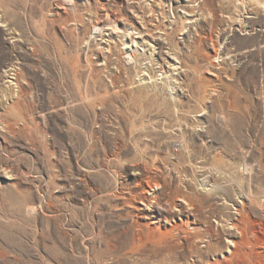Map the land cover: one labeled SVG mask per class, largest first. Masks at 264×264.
Here are the masks:
<instances>
[{"label":"rangeland","instance_id":"374dc122","mask_svg":"<svg viewBox=\"0 0 264 264\" xmlns=\"http://www.w3.org/2000/svg\"><path fill=\"white\" fill-rule=\"evenodd\" d=\"M261 200L264 0H0V264H264Z\"/></svg>","mask_w":264,"mask_h":264},{"label":"bare ground","instance_id":"6f19581e","mask_svg":"<svg viewBox=\"0 0 264 264\" xmlns=\"http://www.w3.org/2000/svg\"><path fill=\"white\" fill-rule=\"evenodd\" d=\"M145 90H146V88H145ZM150 90H155L156 93H158V92L162 91L163 88L155 86V87H153V89L150 88ZM206 184H207V182H203V185H206ZM182 199H183L182 200L183 202L185 201L186 206H188L189 209H192V206L190 205L192 203L191 199L190 198L187 199L186 195H182ZM260 206L264 207V200H261V205ZM257 211L258 212L262 211V209H258ZM25 213H26L27 216H31V215L35 214V210L32 209V208H28V209H26ZM203 217H204V215L201 214V212H196L195 220H197V223L201 224L202 223L201 220H203ZM234 220H235V223H231V228L238 234V237L240 238V241L239 242H232V246H234V248H236V249H234L233 251L230 252L231 255H234V254L236 255L237 253H239L240 247L243 245L244 242L247 241V233H248V228L246 227L245 224H243L244 220L242 219L241 214H240V219H234ZM251 234L253 235L252 232H251ZM257 243L262 245V247L264 248V236L258 237ZM258 255H261V253L258 252ZM4 261H5L4 258L0 256V263L1 262L3 263Z\"/></svg>","mask_w":264,"mask_h":264}]
</instances>
